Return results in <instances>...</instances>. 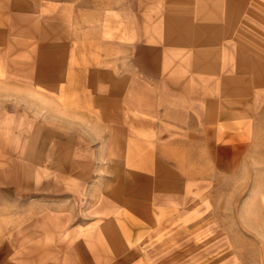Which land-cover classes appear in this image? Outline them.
Here are the masks:
<instances>
[{
    "label": "rangeland",
    "instance_id": "374dc122",
    "mask_svg": "<svg viewBox=\"0 0 264 264\" xmlns=\"http://www.w3.org/2000/svg\"><path fill=\"white\" fill-rule=\"evenodd\" d=\"M191 1L0 0V191L46 190L32 187L30 174L24 178L28 138L41 122L56 125L59 100L83 122L103 119L104 108L120 107L123 73L164 70L153 61L168 38L165 29L180 27L190 36L187 25L196 12V21L209 22V65L194 66L192 56L175 72L210 76L209 177L194 181V191H186L191 180H178L183 191H175L171 202L161 196L145 227L129 215L139 227L132 239L139 242L111 264H264V0L203 7ZM221 29L227 36L213 34ZM10 49L16 71L23 72L17 77L9 68ZM58 62L67 66L65 90L59 88L65 98H59L57 83L20 82L31 68ZM39 72L53 76L57 68ZM215 99L221 100L217 110ZM219 119L226 120L224 131ZM119 166L105 191L138 185L136 175L123 174ZM11 208L10 201L0 202V264L23 263L11 256L8 243L18 214Z\"/></svg>",
    "mask_w": 264,
    "mask_h": 264
},
{
    "label": "crops",
    "instance_id": "0c3cea01",
    "mask_svg": "<svg viewBox=\"0 0 264 264\" xmlns=\"http://www.w3.org/2000/svg\"><path fill=\"white\" fill-rule=\"evenodd\" d=\"M211 1L224 5L241 2L196 0L200 7ZM196 15L189 17L187 25L193 38L180 27L165 29L168 38L156 49L153 61L164 66L163 71L152 76L123 73L120 107L104 108L103 119L83 122L76 117V109L67 110L59 100L56 125L48 121V125L41 122L35 127L28 138L32 144L24 178L30 174L32 187L46 190L0 191V202L10 201V211L16 206L18 213L8 237L11 256L23 261L18 264H111L121 260L130 252L131 243L139 242L132 239L139 227L129 215L142 219L145 227L147 213L154 212L161 196H169L171 202L175 191H183L177 187L178 180H191L186 182V191H194V181L209 177L210 76L175 74L184 70L182 63L191 62L192 56L196 67L210 63L209 22L196 21ZM9 16L11 25V13ZM214 32L227 36L224 29ZM12 52L10 49L9 68L16 71L17 56ZM46 67L57 68V73L38 75ZM66 70L64 62L35 66L20 82L57 83L59 98H65L67 93L59 88L63 85L65 90ZM19 73L23 72L12 76ZM220 102L213 100L212 109L217 110ZM225 122L217 121L220 131ZM115 164L123 174L139 179L133 191H105ZM179 164L187 166L179 169ZM84 182L86 189L82 188Z\"/></svg>",
    "mask_w": 264,
    "mask_h": 264
}]
</instances>
